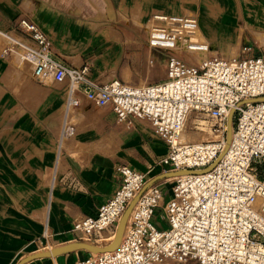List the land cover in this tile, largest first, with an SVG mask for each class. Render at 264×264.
<instances>
[{"label":"crops","instance_id":"1","mask_svg":"<svg viewBox=\"0 0 264 264\" xmlns=\"http://www.w3.org/2000/svg\"><path fill=\"white\" fill-rule=\"evenodd\" d=\"M70 1L0 0V264L79 241L74 222L95 214L112 196L118 166L145 172L149 181L164 173L159 160L167 146L147 120L117 122L110 107L97 106L82 92L76 93L79 105L68 108L67 84L38 79L34 65L20 58L10 38L33 44L17 27L18 19L26 18L47 34L56 60L88 65L99 81L165 79L166 62L159 59L165 52L149 46L146 29L141 35L111 19L70 11ZM89 2L99 10L107 5L112 17L140 27L154 14L196 16L198 41L208 43L211 54L233 56L222 52L238 49V55L254 44L264 49V0ZM67 127L73 133L62 136ZM170 178L153 183L163 191L160 205L171 197ZM155 221L167 224L160 206ZM46 243L53 248L46 249ZM89 254L75 248L24 264H73Z\"/></svg>","mask_w":264,"mask_h":264},{"label":"built area","instance_id":"2","mask_svg":"<svg viewBox=\"0 0 264 264\" xmlns=\"http://www.w3.org/2000/svg\"><path fill=\"white\" fill-rule=\"evenodd\" d=\"M17 27L33 43L9 37L22 49L20 58L34 65L36 77L67 84L68 108L79 105L76 93L82 92L97 106L110 107L117 122L147 120L167 146L159 160L164 173L192 171L173 177L171 197L162 207L165 227L154 222L163 191L152 184L133 207L118 247L73 264H264V100L254 101L264 98V49L253 53L246 45L242 54H211L208 43L192 39L196 18L154 14L147 24L148 44L170 52L165 79L102 82L88 65L56 60L36 23L19 18ZM191 51L207 56L190 61L175 54ZM232 109L235 123L228 142ZM192 116L210 121L204 125L197 119L210 139H182ZM72 133L67 127L62 136ZM117 173L119 185L112 196L95 214L74 222L80 239L103 241L107 233L111 239L105 246L110 245L130 203L149 181L145 172L128 165L118 166Z\"/></svg>","mask_w":264,"mask_h":264},{"label":"rangeland","instance_id":"3","mask_svg":"<svg viewBox=\"0 0 264 264\" xmlns=\"http://www.w3.org/2000/svg\"><path fill=\"white\" fill-rule=\"evenodd\" d=\"M66 6V5H64ZM200 4L198 3V8H199ZM67 9H69L70 11H73V12H78L82 15H86V16H91V17H101L103 19H111L112 22L115 24H117L119 27L121 28H126V29H129L132 28L133 30L135 31H138L139 34L141 35H147V32L145 31V29L147 30V24H148V21L150 20V18L145 21L142 26L140 27L138 24H135V22H132V21H128V20H124L123 18H119L118 16H115V17H112L111 14H109V7L107 5H104L103 7H101V10L95 8L92 3L89 2V0H71L70 3L67 4ZM194 18L197 19L196 16H194ZM127 21V23H126ZM197 33V32H196ZM138 37V42L140 43L141 39L140 37L141 36H137ZM198 36L196 35L194 39L198 40L197 38ZM7 37H5V41H8V38L6 39ZM253 53H260L262 50H263V47H259L258 44H254L253 46ZM161 51V50H160ZM238 49H235L234 51H231V52H222L223 54H226V55H235L238 53ZM19 52H22V49H19ZM162 52H165V56L163 55L162 57H159L160 61H164L166 62V57L170 54L169 51H163ZM175 53V52H173ZM181 57H183L184 59H187V60H190L192 61V57H190V55H186V54H183V53H175ZM242 54V52H241ZM167 71V67H166V63H165V72ZM38 79H41L42 81H45L47 83H54L52 81V77H37ZM146 81H143L142 83H145ZM67 105V104H66ZM199 117V116H198ZM198 118H196L195 116H192L187 124H186V128H185V132H184V137H185V140L187 141H192V142H199V141H203V140H207V139H210L211 138V135H210V132L207 129H204V130H201L199 129L197 126H198V121H197ZM235 119V118H234ZM233 119V120H234ZM199 122L201 123L203 119H198ZM71 122V120H69V123ZM209 122L210 121H206L204 120L202 122V124L204 125H209ZM234 122V121H233ZM235 123V122H234ZM234 126V124L232 125V127ZM155 134V133H154ZM171 182L169 184H173V177L170 178ZM171 184V185H172ZM163 207V204L160 205V208L162 209ZM154 222L156 223L155 221V218H154ZM129 223H130V220L128 218L127 222L125 223V226H124V231L125 229L129 226ZM112 236V235H111ZM105 237V240L103 241H94L92 239H87L86 241H84L83 239H79V241H83V242H86L90 245H93V246H98V247H103L105 245H100V244H107L111 239L110 237V234H105L104 235ZM46 249H51L53 248L51 244L49 243H46L45 246H44ZM43 247V248H44Z\"/></svg>","mask_w":264,"mask_h":264},{"label":"water","instance_id":"4","mask_svg":"<svg viewBox=\"0 0 264 264\" xmlns=\"http://www.w3.org/2000/svg\"><path fill=\"white\" fill-rule=\"evenodd\" d=\"M258 100H264V98H259V99H254V101H258ZM234 109L231 110L230 114H229V132H228V142L231 139V134H232V125H233V118H234ZM188 172H192V171H175V172H167V173H163L161 174L159 177L152 179L150 181H148V183L145 185V187L143 188V190L141 191V193H139V195H137V197L130 203L127 211L125 212V214L123 215V217L121 218L117 230H116V234H115V238L112 241V243L108 246L105 247H97V246H93L90 245L86 242L83 241H77V242H73V243H69L67 245L61 246V247H57L54 249H51L49 251H42V252H38V253H34L31 255H28L22 259H20L16 264H24L25 262L35 259V258H40V257H49V256H56L59 255L61 253L67 252L69 250L75 249V248H80V249H84L90 253H102V252H107V251H112L115 250L124 233V226L125 223L127 222L129 215L133 209V207L135 206L137 200L139 199V197L141 196V194L144 192V190L147 189V187H149L150 185H152L155 181H157L160 178H164V177H174V176H178L181 174H185Z\"/></svg>","mask_w":264,"mask_h":264},{"label":"bare ground","instance_id":"5","mask_svg":"<svg viewBox=\"0 0 264 264\" xmlns=\"http://www.w3.org/2000/svg\"><path fill=\"white\" fill-rule=\"evenodd\" d=\"M198 31V30H197ZM196 31V32H197ZM197 35V33H195L194 35H193V37H192V39L195 37ZM195 41H198V40H196V39H194ZM199 42V41H198ZM200 43H202V42H200ZM188 54H191V56L192 57H194V58H196L197 59V57L199 58L197 61H199V60H201L202 58H204V57H206L207 56V54L206 53H204V52H198V51H191V52H188ZM183 140L185 139V137L183 136V138H182ZM115 238V237H114ZM49 251V250H48Z\"/></svg>","mask_w":264,"mask_h":264}]
</instances>
